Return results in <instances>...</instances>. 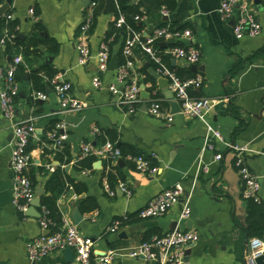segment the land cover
Here are the masks:
<instances>
[{
    "label": "crops",
    "instance_id": "crops-1",
    "mask_svg": "<svg viewBox=\"0 0 264 264\" xmlns=\"http://www.w3.org/2000/svg\"><path fill=\"white\" fill-rule=\"evenodd\" d=\"M221 1L176 0L175 8L164 15V5L160 0H130L142 11L139 23L143 25V37L147 38L157 30L170 28L174 24L187 25L185 30L191 32L189 37L177 38L174 44L168 46L163 45L168 39L161 38L160 46L156 48L161 60L162 54L171 56L169 50L176 43L195 45L201 51L199 66L203 70L192 71L196 73L195 77L203 78V83L190 92L195 97L210 100L212 106L206 120L188 116L182 109L174 110L171 101L175 98L168 99L161 88L159 79L163 76L154 66L155 61L142 46L137 45L134 49L135 68L132 75L138 79L140 88L145 83L146 72L156 77L157 89L151 91V83H145L146 89L150 97L162 99L164 111L173 117V121L168 122L167 118L148 113L144 103L150 97L141 96L139 110L134 114L126 113L116 104L109 90L111 84L118 83L117 70L99 71L101 45L107 42L111 24L118 19L113 12L112 2L110 13L105 12V0L101 13L97 15L96 25L88 34L91 58L82 65L79 63L77 46L82 26L93 10L92 1L13 0L3 15H11L9 19L17 22V38L26 42L32 38L45 41L31 47L37 53L32 54L30 62L16 47L12 51L7 49V43L0 47V66L8 67L16 56H22L23 62L19 65L25 68V75L18 81L20 91L15 100L14 119L6 118L0 106V264H77L76 259L67 261L65 250H55L36 261L28 256L27 243L47 231L41 227L38 216L20 212L13 202L11 158L14 128L26 122L36 126V134L30 141L33 163L27 172L32 175L36 168V190L42 187L45 193V183L60 165L89 186L88 192L82 195L73 191L63 194L58 206L62 220L66 217L75 223L73 214L76 208L83 215L82 221L75 224L81 234L93 240V259L110 250L133 248L156 234L174 230L175 222L179 229H188L187 224L191 221L192 230L199 233L200 239L184 248L185 256L189 253L190 264H246L250 239L246 232L248 212L242 196V181L235 165L236 152L229 144L248 147L244 158L250 170L258 176L260 202L264 204V6L258 2L255 4L261 32L254 37L237 38L233 29L236 18H221ZM6 2L2 0L0 6ZM31 9H34V14ZM37 24H41L43 29L38 30ZM7 36L10 35L6 30L0 38ZM120 48L121 44L114 45L113 55ZM171 65L175 69L167 66L175 72L189 66L192 69V65L173 56ZM45 66L53 67L57 71L55 76L61 75L72 84V95L84 105L81 111L62 110L53 87H47L44 91L48 95L46 100L34 98L38 90L29 74ZM98 75L103 81L100 88L93 84ZM1 88L0 83V91ZM52 120H56V127L58 124L64 125L60 132L67 137L64 147L58 149L70 152L68 163L61 164L52 155L43 157L44 148L53 146L44 141ZM208 124L219 130L223 137L222 140H215V151L204 150ZM95 128L98 129L96 134ZM109 130L113 131V135L114 132L117 134L118 146L134 147L145 154L155 155L158 171L154 174L142 172L127 165L126 161L124 166H120L119 159L110 161L104 156H97L93 171H76L74 164L83 155L84 144L100 146L96 141L97 135L100 132L106 134ZM216 152L222 153L220 160L215 159ZM68 158L67 154L63 156L64 160ZM127 158H131L130 155ZM114 164L124 169L125 178L115 188L109 184L111 192H107L104 169ZM40 166L48 169L47 172L39 171ZM120 182H124L131 191L130 196L120 188ZM178 182L184 185L186 198L162 216H140V211L152 197ZM87 196L97 198L98 209L83 212L79 208L78 200ZM185 200L189 202L192 212L189 218L182 219ZM117 221L120 226L113 232L110 228ZM115 263L158 264L133 257L118 258Z\"/></svg>",
    "mask_w": 264,
    "mask_h": 264
},
{
    "label": "built area",
    "instance_id": "built-area-1",
    "mask_svg": "<svg viewBox=\"0 0 264 264\" xmlns=\"http://www.w3.org/2000/svg\"><path fill=\"white\" fill-rule=\"evenodd\" d=\"M256 0H222L219 6V13L223 20L236 18L234 24V33L237 38L245 36H257L262 26L256 17ZM258 3L264 6V0H259ZM93 10L97 6V1L92 0ZM93 10L85 23L82 26V34L78 42L79 63L84 65L91 58V49L88 44V34L90 25L93 19ZM34 14V9H31ZM162 13L168 15L169 11L166 6L162 8ZM11 18V15L8 16ZM142 16H137L136 19H141ZM125 24L124 16H120L117 21V27H122ZM191 32L172 31L170 28H162L157 30L153 35L142 41V33L132 31L125 39L123 45V54L126 61L119 65L117 69V84H111L109 90L114 95L116 104L123 108L126 113L134 114L139 110L142 102L141 88L138 79L134 73L135 56L134 49L137 45L142 46L143 50L158 63V72L161 76L169 80V86L173 92L175 100L181 106L185 114L191 117H196L206 120L208 113L211 110V102L208 98L195 97L190 90L195 87H200L203 83V78L197 76L183 80L179 75L165 65L160 55L158 54L154 43L163 38L164 40L174 37L175 39L182 36L189 37ZM13 38L12 36L0 38V47L6 44ZM169 53L176 59H181L189 65H199L201 61V51L195 45H176L170 48ZM112 54L108 42L101 45L98 54L99 71L105 72L109 67ZM23 62L22 56H16L13 63L8 67L0 66V83L2 88L0 91V106L6 118L13 120L15 116V100L19 94L20 86L16 80L17 66ZM53 89L57 95L59 105L65 111H81L84 105L80 100L72 95V84L63 79L61 75H56L52 79ZM93 84L95 87H102L103 81L100 75L94 78ZM48 97L44 91H36L35 99L46 100ZM147 111L155 117L167 118L168 122L173 121V117L167 114L163 109L162 99L154 96L147 100ZM64 128L63 124H58L56 129L48 133V139L53 141L54 148H63L66 134L61 133L60 129ZM98 129H94L96 134ZM36 134V126L32 122L17 124L14 128V145L11 158V168L13 171V202L16 208L26 213L31 206L33 199L36 196V188L32 179L28 175V169L33 163L31 151L28 149L31 138ZM222 140V134L219 130L208 124V134L206 136V145L204 150L215 151V140ZM236 152L235 165L242 181L243 189L242 196L247 200L260 201V182L258 176L254 174L246 164L244 154L248 152L247 146L229 144ZM83 154H94L96 156H104L110 161H116L122 157L121 152L116 148L115 144L107 141L101 146H94L91 143H86L83 146ZM223 157L222 153L216 152L215 159L220 160ZM136 164V168L142 172L156 173L158 167L151 165L144 156H136L132 158ZM53 169L52 165H49ZM104 187L107 192H111V188L107 179L104 181ZM120 188L128 195L131 191L124 182H120ZM185 187L181 182H178L152 197L148 204L140 211L142 218L159 217L166 214L173 206L180 203L185 196ZM77 198V196H75ZM39 222L41 227L47 232L30 240L27 243V252L31 260L36 261L48 256L55 250H65L70 247L74 250L77 264H116L118 258L133 257L141 258L147 261H154L158 264H190L186 260L184 248L192 245L200 239L197 231L192 229H174L164 234H156L150 240L144 241L138 246L130 249H115L110 250L102 256L93 259L94 242L91 238L84 236L78 230L77 225L69 218H64L62 224L57 229L56 223L49 217V211L46 205H40ZM191 207L188 201L183 202L181 218L187 219L191 215ZM120 222H115L110 228L115 232L118 230ZM264 255V239L260 237H252L249 239V250L246 255V264H258L257 258Z\"/></svg>",
    "mask_w": 264,
    "mask_h": 264
},
{
    "label": "trees",
    "instance_id": "trees-1",
    "mask_svg": "<svg viewBox=\"0 0 264 264\" xmlns=\"http://www.w3.org/2000/svg\"><path fill=\"white\" fill-rule=\"evenodd\" d=\"M97 1V6L94 8V17L92 19L89 32H91L95 25H96V18L99 13H101L104 5L105 0H95ZM2 0H0V3ZM112 2V9L115 13L116 17L119 18L120 16H124L125 18V24L122 27H117L116 23L113 22L111 24L110 32L106 37V41L108 42L111 50V54L113 55V46L116 44H121V48L118 51L117 58L119 65L123 64L126 61V58L123 54V45L125 42V39L132 31L141 32L143 29V25H140L139 20L136 19L137 16L142 15V11L139 9L137 5L131 4L130 0H111ZM162 5L166 6L168 11H171L176 6V0H160ZM8 14V13H7ZM17 22L13 21L8 18V15L0 16V36L5 33V31H8V34L10 36L13 35V38L10 40V42H7V49L9 51H12L13 47H16L18 50H21L25 58L30 62V57L32 54H36V49H31V47H36L37 43L39 41H45L44 39H35L32 38L28 42L21 41L19 38H17ZM36 28L38 30L43 29L41 24H37ZM187 28V25H180V24H174L170 26V29L172 31H184ZM146 38L142 37V41H145ZM162 39H158L154 43L155 48H159L160 42ZM176 45H182L181 43H176ZM184 46V45H182ZM57 50V47L56 49ZM162 60L167 63L170 67L171 65V56L170 55H163L162 54ZM155 67H158V63L153 62ZM174 68V67H172ZM175 69V68H174ZM177 74L182 78H191L195 77L196 73H194L191 69V67L182 68V69H176ZM57 71L51 67V66H45L38 70H32L29 74L31 80L33 81L34 87L38 91H46L47 87H53L52 79L54 78ZM25 75V68L23 65H18L16 69V80L19 81L22 79V77ZM144 78L145 83H151L150 90L153 91L154 89H157V79L154 75L149 74L146 72ZM36 102V101H35ZM34 102V103H35ZM56 120H52L50 123V126L48 127V132H52L56 129ZM112 130H109L106 132H100L97 137L96 141L99 144H104L107 141H111L115 144L116 148H118L121 152L122 157H124L127 165L136 167L135 162L132 160L133 157L136 156H144L146 160L150 162L151 165L155 166L157 165V158L155 155L152 154H145L143 152L138 151L134 147L129 146H118L117 145V139L118 136L114 132V135L112 133ZM44 141L49 144H53V141L48 139L47 136L44 137ZM100 145V146H101ZM28 149L31 151L32 146L29 144ZM68 155L69 158L67 160L63 159L64 155ZM47 155H52L54 158L59 160L61 164L68 163L71 154L68 150H59L58 148L51 147H45L44 148V154L43 157ZM128 155H130L131 158H127ZM97 160V156L94 154H87V155H81L77 161L74 164V169L76 171H83V170H91L93 171V164ZM39 171L41 172H47L48 169L45 167L40 166ZM104 176L107 177V180L112 188H115L117 183L120 180H124L125 176L122 170H124L122 167H120L118 164L110 165L109 169H104ZM36 171V168L33 170V174H29L30 177L33 179L34 183L35 176L34 173ZM45 193L41 195V204L46 205L49 211V217L56 223V228L53 227V229H57V227L60 226L62 216L61 212L59 210L58 206V200L59 198L69 191L76 192L77 194H84L88 192L89 186L86 182L78 180L76 177H73L71 174L67 173L64 168L60 165L55 168V170L50 174V177L48 181L44 185ZM78 206L83 212H91L99 207V203L96 197L94 196H87V197H81L78 200ZM247 212H248V225L246 228V232L248 235V238L252 237H260L264 238V204L260 201H254V200H247ZM129 221V220H128ZM125 222V221H123Z\"/></svg>",
    "mask_w": 264,
    "mask_h": 264
},
{
    "label": "water",
    "instance_id": "water-1",
    "mask_svg": "<svg viewBox=\"0 0 264 264\" xmlns=\"http://www.w3.org/2000/svg\"><path fill=\"white\" fill-rule=\"evenodd\" d=\"M87 1L91 2L92 0H87ZM258 1L259 0H256V2H258ZM12 4H13V0H7V2L5 4L0 6V15H3L7 10H9V8L11 7ZM105 12H107V13L111 12V0H106ZM20 36H22V35L20 34ZM175 42H176V39L174 37H172V38H169L166 42H164L163 45L164 46H168L169 44H174ZM118 68H119L118 58H117V55L114 54L111 57L108 69L109 70H117ZM192 70L197 72L198 70H203V67L199 66L197 64H194V65H192ZM159 83H160L161 88L164 90V93L166 94V97L168 99H172L173 98V92L169 88V80L167 78L163 77V78L159 79ZM141 88H142L141 96L143 98H149L150 97V93L146 89V84L142 83ZM171 105H172L174 110H180L181 109L179 103L177 101H175V100L171 101ZM144 107L147 108V103L146 102L144 103ZM118 164L120 166H124L125 160L123 158H120L118 160ZM68 169H69V166L66 167V170H68ZM36 193H37L38 196H36L33 199L32 203H31V206L29 207V209L26 212V214L39 217L40 216V212H39L38 208L41 205V197H40V195L43 194L42 187H39L36 190ZM245 205L247 206V201H245ZM73 219H74L75 223H77V224H79L82 221V219H83V215L80 213L78 208H76L75 211H74ZM175 225H176V228H178L177 227V225H178L177 222H175ZM187 228L188 229H192V222L191 221H189V223L187 224ZM65 253H66L67 261L73 262L74 259H75L74 250L72 248L68 247V248L65 249ZM189 259H190L189 258V253H187L186 254V260L189 261ZM256 262L258 264H264V255L258 257Z\"/></svg>",
    "mask_w": 264,
    "mask_h": 264
}]
</instances>
